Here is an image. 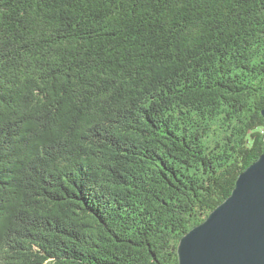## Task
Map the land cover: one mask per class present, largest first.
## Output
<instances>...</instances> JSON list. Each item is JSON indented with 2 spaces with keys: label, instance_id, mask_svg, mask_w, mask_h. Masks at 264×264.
I'll list each match as a JSON object with an SVG mask.
<instances>
[{
  "label": "trees",
  "instance_id": "obj_1",
  "mask_svg": "<svg viewBox=\"0 0 264 264\" xmlns=\"http://www.w3.org/2000/svg\"><path fill=\"white\" fill-rule=\"evenodd\" d=\"M263 109L264 0H0V264H180Z\"/></svg>",
  "mask_w": 264,
  "mask_h": 264
},
{
  "label": "water",
  "instance_id": "obj_2",
  "mask_svg": "<svg viewBox=\"0 0 264 264\" xmlns=\"http://www.w3.org/2000/svg\"><path fill=\"white\" fill-rule=\"evenodd\" d=\"M178 253L180 264H264V152L228 199L182 237Z\"/></svg>",
  "mask_w": 264,
  "mask_h": 264
}]
</instances>
